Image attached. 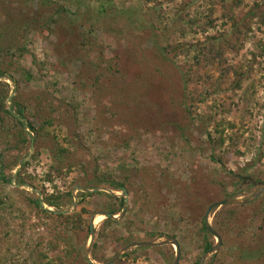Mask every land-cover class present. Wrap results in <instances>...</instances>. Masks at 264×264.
<instances>
[{
  "label": "rangeland",
  "instance_id": "1",
  "mask_svg": "<svg viewBox=\"0 0 264 264\" xmlns=\"http://www.w3.org/2000/svg\"><path fill=\"white\" fill-rule=\"evenodd\" d=\"M236 1L0 0V264H107L173 241L179 264H200L218 243L209 206L264 183V0ZM234 24L247 34L228 46ZM209 37L222 53L202 69L192 47ZM212 119L235 126L236 145L211 143ZM123 189L126 213L106 223ZM209 223L222 247L205 264H264V193ZM176 257L172 244L136 247L114 264Z\"/></svg>",
  "mask_w": 264,
  "mask_h": 264
},
{
  "label": "trees",
  "instance_id": "2",
  "mask_svg": "<svg viewBox=\"0 0 264 264\" xmlns=\"http://www.w3.org/2000/svg\"><path fill=\"white\" fill-rule=\"evenodd\" d=\"M70 1V4L74 5L76 4L77 7L80 9L83 4L85 5L86 1L87 0H69ZM223 4H225L226 0H222ZM241 5V1L238 0L235 2V5H233V10L236 9L238 6ZM181 10V9H180ZM253 16H255L254 14H256L255 10L251 12ZM55 24V22H52L50 24L47 25V29L50 30L51 27ZM247 34V32H244V31H241L240 28H238V25L237 24H234V38L232 40H229L227 41V44L228 46H232V43H236L234 40L236 39H240L242 38L243 36H245ZM106 36V35H105ZM224 36V35H223ZM242 36V37H241ZM106 38V37H105ZM217 38H212V37H209L207 40L209 41V43H207L208 41H206V43H200V44H197L195 46H193L192 48H194L196 54H195V57H194V61L198 64L199 68L201 67L202 69L206 68L209 63H211L213 57L216 55L218 56L219 54L222 53V50L220 49H217V48H214L212 46H210V42L212 40H215ZM90 39L87 40V42H89ZM107 40L105 39V41L101 40V39H94V42L90 41L89 45H91V47H93V50L98 49L100 54L103 53L106 48H108L109 44L106 42ZM168 53V51H166ZM98 53V52H97ZM170 53V51H169ZM168 53V54H169ZM190 53V51H189ZM100 56V55H99ZM192 71V69H191ZM189 79L187 80L188 84L193 82L194 80V77H192V75H190V77H188ZM199 102H203L205 101V97H204V94L201 93L199 95ZM193 100V99H192ZM194 104V103H193ZM193 104H190L189 107H188V115L191 117V118H195L196 117V108L193 106ZM211 126L214 128V131L216 134H218L220 136L219 139H216V138H213L212 135L211 136V143H213L216 147H219V146H222L226 143L227 140H229L232 145H236L237 144V140H240V135L239 133H232L231 135H227L226 134V131L228 128H230L231 130H234L235 126L230 124V123H227L224 121V120H216V119H212V122H211ZM31 128L34 130V127L31 126ZM218 145H216V144ZM216 149V148H214ZM218 158V157H211V160L212 161H215V159ZM149 186H151V183L148 184ZM118 188H125L126 187V184L125 183H122L120 185H117ZM82 195H86L85 193H81ZM102 194V193H100ZM153 195H154V191L151 189L149 192H147V196L148 198H153ZM109 196V195H108ZM110 197V196H109ZM110 198H113L115 199V197H110ZM118 202H117V206H114V207H110L108 209H106V212L116 216L120 213L123 205H124V199L121 198V199H118ZM35 208H37L39 211H41L42 213L46 214V215H52L51 211H48L47 209H44L43 207H41L40 205V201H36L35 203ZM46 205H48L49 207L51 208H57L58 209V204L52 200V199H46ZM0 207L1 208H6L7 207V204L5 202V200H0ZM57 217H60V218H63L65 217L63 214H60V215H57ZM107 222H112V223H115L117 224L118 222L116 221H113L112 219H107L106 220V223ZM203 229L206 231V227H205V224L203 226ZM213 248V245L208 243L206 244L205 248H204V251L205 252H208L209 250H211Z\"/></svg>",
  "mask_w": 264,
  "mask_h": 264
},
{
  "label": "water",
  "instance_id": "3",
  "mask_svg": "<svg viewBox=\"0 0 264 264\" xmlns=\"http://www.w3.org/2000/svg\"><path fill=\"white\" fill-rule=\"evenodd\" d=\"M77 190L78 191H82V192H89V193H92V192H95V191H102L101 189H97L95 191H87V190L80 189V188H78ZM104 191L116 196V193H114V192H110L108 190H104ZM121 192H122V194L119 195V196L123 197L125 201H124V207H123V210H122V213H121L120 217H116V216H114V215H112L110 213H101L100 215L104 216L106 219H112V220L117 221V220H119V218H121L126 213V210H127L128 206H129V193H128V191L126 189L121 190ZM263 193H264V183H262L260 185V187L258 188L256 193L249 199H246V200H243V201L228 199V200H224V201H221V202L213 203V204H211L209 206V208H208V210L206 212V215H205V227H206L207 231L218 240V243L204 255V257L200 261V264H205L206 259L208 258V256H210L211 254L217 253L220 250V248L222 247V239H221V237L214 231V229L211 227V225L209 223L210 215L212 214V212L215 209H218L220 207H225V206H246V205H249L251 203H254L256 200H258L262 196ZM40 205L41 206H45V203L43 201H41ZM76 207H77V203L75 205V208ZM55 213L57 215L69 214L68 212H61V211H56ZM95 221H96V217H94L92 219L91 226H90L91 237H92V240H91V243H90V248L93 246V241H94L95 234H96V232H95ZM168 244H172V245H174L177 248V257H176L175 264H179L180 254L181 253H180V246H179V244L176 241H173V242H162V243H136V244H132L130 246H127L120 253H118L117 256L114 259H112L107 264H114L117 261V259L121 256V254H123L124 252L130 250L131 248H136V247H151V248H154V247H160V246H164V245H168ZM88 260H89L90 264H95L94 262L91 261V259L89 257H88Z\"/></svg>",
  "mask_w": 264,
  "mask_h": 264
},
{
  "label": "flooded vegetation",
  "instance_id": "4",
  "mask_svg": "<svg viewBox=\"0 0 264 264\" xmlns=\"http://www.w3.org/2000/svg\"><path fill=\"white\" fill-rule=\"evenodd\" d=\"M91 231V230H90Z\"/></svg>",
  "mask_w": 264,
  "mask_h": 264
}]
</instances>
